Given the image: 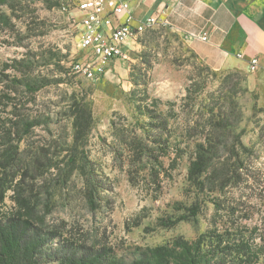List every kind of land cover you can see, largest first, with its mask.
Segmentation results:
<instances>
[{
    "label": "rangeland",
    "instance_id": "obj_1",
    "mask_svg": "<svg viewBox=\"0 0 264 264\" xmlns=\"http://www.w3.org/2000/svg\"><path fill=\"white\" fill-rule=\"evenodd\" d=\"M78 1L0 4V14L9 19L8 25L0 22V89L5 85L14 91L2 78L22 75L14 68L15 59L32 61L31 70L22 69L27 77L53 79L34 95L17 90L21 111L46 121L25 137L21 149L31 146L37 151L43 146L61 168H53L51 175L46 173L35 183L36 209L44 215L42 229L54 230L60 241L106 240L114 256L124 262L142 248L178 235L194 239L209 226L214 214L211 202H204L196 224L180 221L164 227L158 220L178 216L182 210L177 204L188 206L195 200L197 191L187 180L188 158L195 142L212 127L225 128L227 146H235L242 163L238 176H231L216 197L221 205L234 207L233 219L258 223L259 233H264V81H257V70H212L182 36L168 26L155 25L127 45L110 70L88 79L73 69L89 56L80 43ZM74 99L85 103L92 117L87 139L77 146L72 144ZM149 112L155 117V129L147 124ZM229 128L238 134L241 146L232 143ZM159 135L156 146L153 141ZM162 149H167L166 156ZM178 151H183L181 157L176 156ZM219 153L218 172L228 155L223 146ZM73 156L75 162L67 168ZM89 170L104 187L95 211L88 209L83 197ZM47 187L50 195L44 192ZM47 198L49 212L44 207ZM3 203L0 212L13 205L8 197Z\"/></svg>",
    "mask_w": 264,
    "mask_h": 264
},
{
    "label": "trees",
    "instance_id": "obj_2",
    "mask_svg": "<svg viewBox=\"0 0 264 264\" xmlns=\"http://www.w3.org/2000/svg\"><path fill=\"white\" fill-rule=\"evenodd\" d=\"M9 2L10 0H0V4H10ZM0 22L8 25V16L0 14ZM231 33L230 31L226 35L222 43V48L227 51L231 50ZM13 62L15 70L22 75H3L2 80H9L14 91L5 85L0 89V204H4L6 197L13 203L9 210L0 212V264H262L264 233H259L260 225L233 219L234 207L221 205L216 197L217 193L223 191L231 176H238L237 171L242 164L238 163L235 146H227L225 128L217 131L212 127L208 129L195 142L192 155L188 158L187 180L197 191L195 200L188 206L177 204L182 210L178 216L158 220V224L164 227L174 226L180 221L196 224L204 202H211L214 214L209 226L194 239L188 240L178 235L167 243L144 247L131 261L124 262L114 256L113 249L106 240L100 243L96 239L88 241L78 237L63 238L60 241L54 230H43L40 225L44 223V215H38L36 207L39 201H34L37 196L34 193L35 183L46 173L51 175L53 168L58 171L61 168L58 169L52 158L47 156V150L43 146L37 151L31 149V146L21 149L25 137L46 121L21 111L22 104L17 102V90L22 89L23 92L34 95L36 91L52 83L53 79L27 77L22 69L31 70L32 61L15 59ZM71 115L74 129L72 144L81 145L91 129V112L85 103L74 99ZM146 115L149 118L147 124L153 129L157 128L154 115L150 112ZM219 117L220 114L218 120ZM217 124L222 125L219 121ZM231 134L234 138L232 143H239L241 146L238 134ZM160 140L159 135L153 142L159 146ZM221 146L226 148L228 155L218 172L215 165L221 156ZM162 153L166 156L167 149H162ZM182 153L183 151H178L176 156L181 157ZM176 156L171 162L176 160ZM74 157L66 162L67 168L75 162ZM234 157L235 161L228 162ZM160 166L162 167L161 163ZM84 167L87 168L85 162ZM238 182L239 180L235 183ZM84 183L83 197L88 209L95 211L101 206L100 194L104 187L90 170L85 174ZM44 192L50 195L49 187ZM47 201L48 198L44 207L49 212Z\"/></svg>",
    "mask_w": 264,
    "mask_h": 264
},
{
    "label": "crops",
    "instance_id": "obj_3",
    "mask_svg": "<svg viewBox=\"0 0 264 264\" xmlns=\"http://www.w3.org/2000/svg\"><path fill=\"white\" fill-rule=\"evenodd\" d=\"M130 12L134 21L151 14L164 17L166 26L212 70L248 71L249 59L257 57V81H264V0H131ZM122 20L123 16L112 18L113 24ZM230 31L227 51L222 43ZM204 32L205 41L193 36ZM255 73L249 75L252 82Z\"/></svg>",
    "mask_w": 264,
    "mask_h": 264
},
{
    "label": "built area",
    "instance_id": "obj_4",
    "mask_svg": "<svg viewBox=\"0 0 264 264\" xmlns=\"http://www.w3.org/2000/svg\"><path fill=\"white\" fill-rule=\"evenodd\" d=\"M131 0H79L77 9L82 14L81 47L89 50L88 59L73 65L77 73H82L88 79L100 78L109 69L114 59L124 54V48L134 43L148 29L155 25L166 26L164 17L151 14L143 20L134 21L130 12ZM123 16V20L113 24L112 18ZM203 41L206 33L193 35ZM248 69L255 72L258 69L257 57L248 61Z\"/></svg>",
    "mask_w": 264,
    "mask_h": 264
}]
</instances>
